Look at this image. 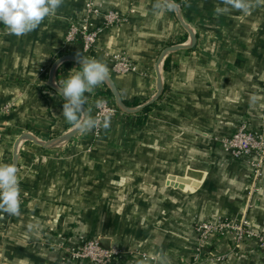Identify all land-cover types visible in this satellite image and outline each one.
<instances>
[{
    "label": "crops",
    "instance_id": "obj_1",
    "mask_svg": "<svg viewBox=\"0 0 264 264\" xmlns=\"http://www.w3.org/2000/svg\"><path fill=\"white\" fill-rule=\"evenodd\" d=\"M88 1L64 0L24 36L10 34L0 23V109L5 108L0 163H14L15 143L24 134L44 144L60 139L44 146L25 138L19 146L23 199L18 215L0 211V264H92L68 261L63 248L94 237L111 238L113 247L131 254L119 264H148L140 252L159 264H185L193 256L198 222L243 218L264 232V172L251 206L249 169L210 143L241 124L264 128V4L253 0L248 13H217V6L224 7L221 0H190L182 6L196 43L164 60L169 59L167 71L162 66L165 96L155 109L161 116L143 124L135 123V115L144 109L135 118L119 116L92 144L89 131L63 139L77 128L62 115L64 97L50 85L59 59L83 56L79 45L67 50L63 45L68 23L85 16ZM92 1L128 20L107 29L86 58L107 64L127 107L125 102L134 105L129 108L150 102L158 92L162 52L190 46L189 32L164 0ZM122 52L136 64V72H112L109 57ZM72 69L81 70L79 62L59 64L57 86ZM106 86L85 94L91 115V96L106 95ZM192 171L197 177L188 176ZM211 252L225 257L202 264H264L253 241L237 247L225 236Z\"/></svg>",
    "mask_w": 264,
    "mask_h": 264
},
{
    "label": "built area",
    "instance_id": "obj_2",
    "mask_svg": "<svg viewBox=\"0 0 264 264\" xmlns=\"http://www.w3.org/2000/svg\"><path fill=\"white\" fill-rule=\"evenodd\" d=\"M189 2L190 0H179L178 6L182 7ZM127 20L128 17L117 11H102L90 0L86 4L85 16L80 21L72 19L68 23L63 47L67 50L74 45H79L83 57L86 58L95 51L99 37L107 29L120 27ZM109 61L112 65V72L115 74L122 75L137 71L136 64L125 52L112 54ZM91 99L92 116L101 120L109 118V121L119 118L120 112L112 97L93 94ZM4 110L5 108L0 109V117ZM105 131L106 129L103 127L89 131V140L92 144L97 142ZM214 139L218 141L223 150L242 160L249 169L250 185L246 196L248 204L252 206L255 197L261 190L260 183L264 172V128L252 130L246 124H241L230 135L221 138L215 137ZM22 199L20 193V200L22 201ZM195 235L193 260L185 264H202L206 261L223 260L224 255L211 254V247L216 240L225 236H230L233 244L237 247L247 241H253L264 259V232L252 227L246 219L214 218L199 222L195 226ZM65 255L72 261L83 260L92 264H119L123 261L124 254L113 246L111 250L104 249L100 244V237H97L80 246L67 249ZM141 256L148 264H159L154 256L147 253H142Z\"/></svg>",
    "mask_w": 264,
    "mask_h": 264
},
{
    "label": "clouds",
    "instance_id": "obj_3",
    "mask_svg": "<svg viewBox=\"0 0 264 264\" xmlns=\"http://www.w3.org/2000/svg\"><path fill=\"white\" fill-rule=\"evenodd\" d=\"M64 0H0V23L10 34L24 36L37 29L44 19L55 14ZM223 8L217 6V13H227L232 9L248 13L253 0H221ZM264 4V0H255ZM166 5L170 3L166 0ZM81 70L72 69L67 78L58 83V91L64 97L62 115L77 129L91 131L109 127V118L103 120L92 116L84 108L86 93L91 94L103 84L109 75L107 64L95 58H85L77 53ZM19 168L15 163H0V211L18 215L20 210Z\"/></svg>",
    "mask_w": 264,
    "mask_h": 264
},
{
    "label": "water",
    "instance_id": "obj_4",
    "mask_svg": "<svg viewBox=\"0 0 264 264\" xmlns=\"http://www.w3.org/2000/svg\"><path fill=\"white\" fill-rule=\"evenodd\" d=\"M166 2V0H164ZM168 3H170V7L172 9L175 10L176 14H177V17L179 19V21L181 22L182 26L189 32L190 36H191V44L190 46H187V45H175V46H171V47H168L166 48L160 58H159V61H158V65H157V78H158V92L157 94L155 95V97L148 103L142 105V106H139L137 108H129L127 107L120 94H119V91H118V88L116 86V84L114 83L113 79L108 75V78L106 79L105 83L107 84L108 88L111 90L113 96H114V99L116 100L117 102V107L119 109H121L122 111L128 113V114H136L137 112H140L141 110L145 109L146 107L152 105L153 103H155L157 100H159V98L162 96V93H163V89H164V83H163V75H162V66H163V63H164V60L165 58L168 56V54L172 53V52H175V51H178V50H181V49H186V48H191L195 45L196 43V34L194 32V30L186 23V21L183 19V16L179 10V8L177 7V5L172 2L171 0H168ZM65 60H75L78 62V59L77 57H74V56H66L64 58H62L61 60L57 61L52 69H51V78H50V85L51 87L58 93V86L56 85L55 83V74H56V70H57V67L59 66L60 63H62L63 61ZM62 96V95H61ZM63 97V96H62ZM85 110L87 112L90 113L89 109L84 106ZM82 130L81 129H75L72 133L68 134L67 136H65L63 139L65 138H70L72 136H74L75 134H77L78 132H81ZM28 139V140H31L32 142L34 143H37L39 145H46V146H54L56 145L57 142H60V139H56V140H52L48 143H42V142H39L32 134H24L23 136H21L15 143V149H14V163L17 164V166L19 167V164H18V159H19V153H18V150H19V146L22 142V140L24 139ZM197 172H189L188 176L190 177H197ZM173 179V178H172ZM181 182H187L189 183L190 180H180ZM175 185V184H173ZM182 188V186H180ZM100 244L101 246L106 249V250H111L112 249V239L111 238H108V237H102L100 238Z\"/></svg>",
    "mask_w": 264,
    "mask_h": 264
},
{
    "label": "rangeland",
    "instance_id": "obj_5",
    "mask_svg": "<svg viewBox=\"0 0 264 264\" xmlns=\"http://www.w3.org/2000/svg\"><path fill=\"white\" fill-rule=\"evenodd\" d=\"M175 3L177 2V1H174ZM178 2H179V0H178ZM176 5H177V7L179 8V10H180V12H181V8L182 7H179L178 6V3H176ZM173 11L175 12V10L173 9ZM175 14H176V12H175ZM181 14H182V12H181ZM177 15V14H176ZM164 92H165V88L163 89V93H162V96L164 95L165 96V94H164ZM159 102L160 101H158V102H155V103H153V104H156L155 105V107H154V109H152L151 110V113L148 115V118H150V117H159V115H160V112H158V110H155L156 108H158L159 107ZM115 103V102H114ZM117 106V105H116ZM118 108V107H117ZM118 110H119V112H120V114H119V116H120V118L121 119H126L127 117H130V118H135L134 117V115L132 114H128V113H126V112H124V111H122L121 109H119L118 108ZM154 112V114H152ZM161 116V115H160ZM148 118H147V120H148ZM133 120V119H132ZM135 123H136V119H135ZM136 125V124H135ZM132 134H136V130L132 133ZM215 137H213V138H211V140H210V143L213 145V144H216L217 146H219L220 147V145H219V143H218V141H216L215 139H214ZM199 223V222H198ZM198 223H196V224H198ZM196 224H195V226H196ZM194 226V227H195ZM98 235V234H97ZM96 235V236H97ZM94 238H97V237H94ZM91 239H93V238H91ZM91 239H88L87 241H89V240H91ZM86 242V241H85ZM73 247H75V246H73ZM69 248H71V246L70 247H65V248H63V253H64V255H65V253H66V250L67 249H69ZM124 254H126V255H124L123 256V258H125V260H128V258H129V252H127V251H122ZM135 253H136V250H135ZM141 254L143 253V252H140ZM131 255V254H130ZM193 255H194V251H193ZM128 256V257H127ZM65 258L68 260V261H72V260H69L68 258H67V256L65 255ZM187 260L188 261H190V260H193V256H190V257H188L187 258ZM81 261V260H80ZM184 262V261H183ZM187 262V261H186ZM185 262V263H186Z\"/></svg>",
    "mask_w": 264,
    "mask_h": 264
},
{
    "label": "trees",
    "instance_id": "obj_6",
    "mask_svg": "<svg viewBox=\"0 0 264 264\" xmlns=\"http://www.w3.org/2000/svg\"><path fill=\"white\" fill-rule=\"evenodd\" d=\"M168 60H169V59H167V60L165 61V63H164V70H165V71H167ZM106 88H107V86H106ZM106 95H108L109 97H113L112 92H111V90H110L109 88H107V90H106ZM125 103H126L129 107H134V105H131V104L127 103V102H125ZM155 105H156V104H152V105L146 107V108H145L142 112H140L138 115H135V117H136V121H137V124H143V123L147 120L148 115L151 113V110L154 109ZM136 106H137V104H136Z\"/></svg>",
    "mask_w": 264,
    "mask_h": 264
}]
</instances>
